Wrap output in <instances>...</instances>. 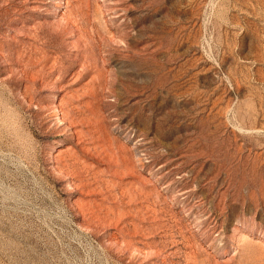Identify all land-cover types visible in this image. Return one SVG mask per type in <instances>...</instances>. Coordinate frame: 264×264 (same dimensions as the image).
Returning a JSON list of instances; mask_svg holds the SVG:
<instances>
[{
    "label": "rangeland",
    "instance_id": "rangeland-1",
    "mask_svg": "<svg viewBox=\"0 0 264 264\" xmlns=\"http://www.w3.org/2000/svg\"><path fill=\"white\" fill-rule=\"evenodd\" d=\"M0 264H264V0H0Z\"/></svg>",
    "mask_w": 264,
    "mask_h": 264
}]
</instances>
